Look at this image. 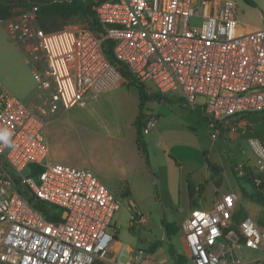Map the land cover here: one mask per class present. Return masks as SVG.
I'll use <instances>...</instances> for the list:
<instances>
[{"label":"built area","instance_id":"2783aa9c","mask_svg":"<svg viewBox=\"0 0 264 264\" xmlns=\"http://www.w3.org/2000/svg\"><path fill=\"white\" fill-rule=\"evenodd\" d=\"M27 2L6 25L16 43L41 49L44 68L35 72L32 102L0 83V264H176L116 239L119 197L90 169L49 160L45 125L134 80L149 93H179L207 117L213 139L246 130L245 114L264 111V24L240 22L233 0H91L95 27L43 30L37 3ZM152 125L148 118L144 132ZM249 143L264 196V145ZM236 202L227 192L210 209L187 210L189 255L180 264H264V225L249 214L236 219ZM241 244L259 255L242 257Z\"/></svg>","mask_w":264,"mask_h":264},{"label":"crops","instance_id":"0c3cea01","mask_svg":"<svg viewBox=\"0 0 264 264\" xmlns=\"http://www.w3.org/2000/svg\"><path fill=\"white\" fill-rule=\"evenodd\" d=\"M29 7L30 4L28 6H15L11 16L17 18ZM6 20L0 19L1 65L6 64V52L9 49H18L7 28ZM249 26L252 28L259 27ZM22 44L25 52H21L20 56L24 55V61L27 62L29 61L27 49L29 47L31 49L32 43L28 41ZM26 93L25 91L24 95ZM161 98L159 102L166 101L175 104V106L189 108L183 104V98L177 92H169ZM138 104V89L135 86L122 84L98 93L89 99L84 106L76 105L62 111L57 116L52 117L44 128L49 153L52 146L63 142L69 135L80 133L89 136L103 146L105 153L109 156L111 163L107 168L118 174L122 181L133 183L134 188H131L132 184H130L127 189L129 195H132L135 190L142 194L153 192L155 198L161 197L163 201L178 202L181 206L176 204L175 208L178 212L179 210H188L194 205L210 209L215 199L227 192H233L237 197L234 209L235 218L239 219L246 214L251 216L249 206L243 204L238 194V190L241 189L240 184L232 185L230 181H226V189L222 192L219 180L215 183L214 178L211 177V168L218 172L221 177H228L231 174L236 178H246L253 191L248 193L245 188H242L243 194L249 196L254 202L262 204L257 197L258 193L262 195L261 184L257 182V180L262 179L260 169L256 163L245 162L238 155H234L232 160L230 156L235 151L230 147L232 141L243 140V137L247 135L246 130L249 124H247L246 118L244 120L246 130L240 128L237 133L224 131L218 138L213 139L207 129V127L209 128L208 121L199 108H189L191 115L182 116L174 113L165 120L158 114L155 116L152 110L147 111L148 118L153 120L152 127L144 132L148 157L151 145L165 156V162L158 167V172H154L150 157L149 164H147L145 157L136 145V129L133 122L138 113ZM146 106L151 109L148 103ZM249 139L251 137H248V142ZM250 149H253L252 145ZM84 168L91 169L103 180L105 175L102 167L85 165ZM188 182L194 187L191 196L188 191ZM210 185L211 191H209ZM199 186H201L200 192H198ZM182 205H186L185 209L182 208ZM257 222L264 225L259 221ZM157 249L152 251L154 255L160 259L165 258L157 252ZM183 256L185 257V255Z\"/></svg>","mask_w":264,"mask_h":264},{"label":"rangeland","instance_id":"374dc122","mask_svg":"<svg viewBox=\"0 0 264 264\" xmlns=\"http://www.w3.org/2000/svg\"><path fill=\"white\" fill-rule=\"evenodd\" d=\"M233 1L236 3V18L240 22L251 26H262L264 24V4L261 0H251L250 4L244 0ZM89 20L90 18L82 13H78L66 20L61 18L47 20L45 25L48 30H56L69 25L88 24ZM15 44L18 49H9L6 52V64H0V81L3 87L15 97L32 102L34 98L33 89L36 84L35 72H41L44 68L42 52L39 47L32 44L31 49H29L30 47L27 49L29 61L25 62L24 55L20 56L21 52H25L24 45L18 42ZM25 91L27 93L24 95ZM148 106L155 116L158 114L164 120L169 119L170 115L174 113L182 116L191 115L189 108L175 106V104L166 101H150L148 102ZM245 118L248 121L247 124H249L246 130L247 135L243 137V140L232 141L230 147L235 151L230 156L231 160L234 155H238L245 162L255 163L257 157L254 150L250 149L251 145L248 142V137L258 138L260 142L264 143V111L247 112ZM200 121L202 122V120ZM207 129L210 131L208 127ZM149 157L154 172H158V167L165 162V156L162 155V152L156 151L153 145H151ZM48 158L51 161L72 166L85 167V165H98L104 169L103 173L105 176L103 180L100 177L98 178L109 190L119 197L121 203L120 208L115 212L112 219V224L115 223V237L118 241L145 249L152 242L160 240L161 243L158 246L157 252L166 259L169 260L167 252V245L169 243H172L181 254L189 255V249L184 237V229L181 224L186 218L187 210H179L178 212L175 208L176 204L181 207L178 202L163 201L161 197L155 198L153 192H151L152 194H142L135 190L132 195H129L127 189L130 184H132L130 187L134 188L133 183L122 181L118 174L107 168L111 163L110 158L105 153L103 146L96 143L93 138L80 133L69 135L63 142H59L51 147ZM211 169V177L214 178L215 183L219 180L222 192L226 189V181H230L232 185L236 183L240 184L241 189L238 190V194L243 204L249 206L250 214L255 220L264 224V206L259 202H254L249 196L243 194L242 188H245L248 193H252L253 191L248 180L244 177L236 178L231 174L228 177H221L218 172H215L213 168ZM211 190L210 185L209 191ZM185 206L182 205V208L185 209ZM131 214H133L132 221ZM161 219L169 222H178V231L174 235L166 237ZM114 227H111L109 231L114 233ZM237 252L242 257L256 256L260 253L258 250L249 248L244 244H241L237 248ZM121 259L124 258L121 257Z\"/></svg>","mask_w":264,"mask_h":264},{"label":"trees","instance_id":"16d2710c","mask_svg":"<svg viewBox=\"0 0 264 264\" xmlns=\"http://www.w3.org/2000/svg\"><path fill=\"white\" fill-rule=\"evenodd\" d=\"M244 1L248 4L251 3V0ZM34 2H36L38 5V9L36 11V24L43 30H48L47 26L45 25V22L47 20H53L55 18H61L66 20L78 13H82L86 17L90 18L87 24L89 27L93 28L96 25L94 12L91 9V0H35ZM15 6H28V2L27 0H0V19L4 20L11 17ZM111 44L112 43L110 40H106L103 46L108 58L114 61ZM120 71L125 77H130L129 71L127 70L126 66L122 63H120ZM128 85L135 86L139 92L138 113L134 119L133 124L136 129L137 148L140 153L145 157L146 163L149 164L147 144L144 139V128L149 117V114L147 112L149 111V109L146 104L150 101L161 100L162 98L160 95L149 93L145 89L144 85L137 83L134 80H131ZM205 119L208 121L206 116ZM262 187L263 184L260 185V188ZM200 189L201 186H199L198 192H200ZM188 191L190 196L194 192V187L189 182ZM257 197L264 206V197L259 193L257 194ZM132 220L133 214H131V221ZM161 223L165 228L166 237H170L178 231V222H169L165 219H161ZM160 243V240H156L148 246V249L150 251H154L158 248ZM167 252L176 264H180L182 261L185 260V257L177 251V249L172 243H169L167 245Z\"/></svg>","mask_w":264,"mask_h":264},{"label":"clouds","instance_id":"9594fccd","mask_svg":"<svg viewBox=\"0 0 264 264\" xmlns=\"http://www.w3.org/2000/svg\"><path fill=\"white\" fill-rule=\"evenodd\" d=\"M4 139L5 141H7V133H5Z\"/></svg>","mask_w":264,"mask_h":264}]
</instances>
